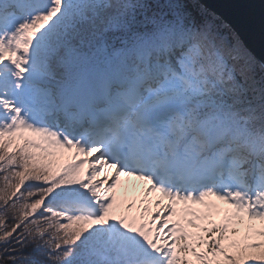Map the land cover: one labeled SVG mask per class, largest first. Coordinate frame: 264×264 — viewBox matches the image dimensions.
Wrapping results in <instances>:
<instances>
[{
  "label": "snow or ice",
  "instance_id": "obj_1",
  "mask_svg": "<svg viewBox=\"0 0 264 264\" xmlns=\"http://www.w3.org/2000/svg\"><path fill=\"white\" fill-rule=\"evenodd\" d=\"M0 264H264V57L202 0H0Z\"/></svg>",
  "mask_w": 264,
  "mask_h": 264
},
{
  "label": "water",
  "instance_id": "obj_2",
  "mask_svg": "<svg viewBox=\"0 0 264 264\" xmlns=\"http://www.w3.org/2000/svg\"><path fill=\"white\" fill-rule=\"evenodd\" d=\"M230 25L255 52L264 57V4L260 0H202Z\"/></svg>",
  "mask_w": 264,
  "mask_h": 264
},
{
  "label": "rangeland",
  "instance_id": "obj_3",
  "mask_svg": "<svg viewBox=\"0 0 264 264\" xmlns=\"http://www.w3.org/2000/svg\"><path fill=\"white\" fill-rule=\"evenodd\" d=\"M133 182H135V181H133ZM136 183H138V182H136Z\"/></svg>",
  "mask_w": 264,
  "mask_h": 264
}]
</instances>
